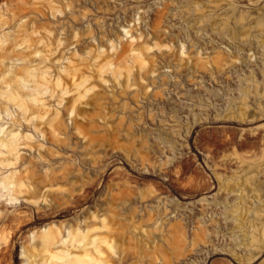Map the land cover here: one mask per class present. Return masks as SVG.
<instances>
[{
  "label": "rangeland",
  "instance_id": "1",
  "mask_svg": "<svg viewBox=\"0 0 264 264\" xmlns=\"http://www.w3.org/2000/svg\"><path fill=\"white\" fill-rule=\"evenodd\" d=\"M75 1L69 11L64 10L66 0H57L55 4L65 13L52 11L55 18L45 15L44 21L83 35L87 20L82 14L87 13L97 35L94 44L102 45V56L114 57L119 75L113 80L107 72L102 75L107 82H101L96 77L101 58L77 54L73 64L77 72L90 76L88 83L95 85L94 95L76 103L81 117L71 122L70 115H63L60 134L58 127L53 133L41 124L45 140L34 136L19 147L21 160L15 167L0 166V177L16 171L26 185L35 181L34 167L25 168L28 163L37 162L39 173L49 169L58 177L44 194L51 201L48 208L40 205L36 210L26 187L17 193L16 203L0 197V264H22L20 245L41 261L47 255L43 249H32L29 232L55 226L67 230L76 222H87L90 211L97 218L88 233L99 241L102 264H264V248L246 250L252 246L248 241L251 217L242 212L237 221V214L224 215L217 203L226 191L218 190L206 165L209 156H230L226 175L242 176L229 184L242 190V210L258 204L255 209H260V216L254 223L260 228L263 171L259 168L258 177L247 176L252 179L245 182L243 165L232 153L258 162L263 150L264 0ZM8 2L0 0L2 18H8L2 11ZM4 28L0 22V32ZM82 38L81 46H92L89 36ZM111 44L115 49L111 50ZM137 53L145 59L142 69L133 57ZM26 59L27 65L40 60ZM15 64L22 68L25 63L0 58V93L4 83L16 84L7 73ZM46 65L52 74L59 66L54 60ZM15 73L16 78L27 77L22 70ZM75 93L71 91L65 100ZM0 99L4 101V95ZM41 100L46 111L56 108L53 98L43 95ZM10 109L15 111L11 119L19 121L17 109L11 105ZM240 109H249L245 117L252 115L257 121L242 124L228 119ZM11 119L3 115V127H10ZM21 123L20 132L32 134L29 124ZM62 172L67 177L60 178ZM204 181L209 188L198 190ZM71 190L72 196L65 197L70 201L62 203L59 192ZM237 195L228 198L237 200ZM78 198L79 202H71ZM157 198L162 201L159 209ZM159 211L166 212L160 219ZM24 215L30 219L19 224L16 216ZM203 216L205 222L198 224ZM32 218L42 221L26 226ZM7 234L8 246L2 240Z\"/></svg>",
  "mask_w": 264,
  "mask_h": 264
},
{
  "label": "bare ground",
  "instance_id": "2",
  "mask_svg": "<svg viewBox=\"0 0 264 264\" xmlns=\"http://www.w3.org/2000/svg\"><path fill=\"white\" fill-rule=\"evenodd\" d=\"M39 2L44 4V7L46 8L45 12H42L38 8V4H40ZM55 2H57V0H9L8 4H6L2 10L8 18H2L4 14L0 15L1 27H5L0 32L1 62L11 61L25 63L22 68H16L17 64L9 66V69L7 70L9 75L8 78L15 81L16 84L12 85L7 82L4 83L5 86L2 87L4 91L3 93H0V97L4 95V101H1L0 99V166L3 168L10 166L15 167L16 164L19 163L18 161L21 160L19 147L21 145H27L26 143L34 136L45 140V133L40 127L41 124L48 126L53 133H55L56 127H58L57 134H60L59 125L65 120L63 115L66 117L70 115L68 120L71 122L77 117H81L82 113H80L76 103L79 102L80 99L87 96L89 97L90 93L94 95L95 85L88 83L90 76H85L83 73L77 72V67L73 65L74 58L77 54L89 56L93 53L92 57L101 58L100 65H98L96 72V77H98L101 82H107L102 76L107 72L113 80L119 75V71L115 68L116 64L113 61L114 57L108 53L102 56V53H104L102 45L98 43L94 44L97 35L94 33V29L89 26L90 20L87 18V13L82 14V18L87 20V30H84L83 35L63 26L62 24L44 21L45 15H47L48 18H55L54 12L59 13L60 15L65 13L62 9H59V6H57ZM71 3H76V1L66 0L63 5L64 10L68 9L70 11ZM93 6L95 10L100 9L96 5ZM74 20L77 19L74 17L73 21ZM97 23L95 22L94 25H97ZM5 29L8 31L4 32ZM124 34L128 35V31L124 30ZM82 36H89L91 40L90 44H92L91 47L81 46V43L83 42ZM70 46H72L73 49L69 52ZM113 49H115V45L111 44V50ZM63 53H68L69 56L64 57ZM27 57L35 59L39 58L40 60L35 64L27 65ZM133 57L139 64V68L142 69L145 66V59L142 57L141 53H137ZM53 60L59 65L54 74L50 73V67L46 65V62L52 63ZM29 62L31 63L32 61H28V63ZM21 70L24 71V74L27 77L24 78L20 76L16 78L17 73L15 72H20ZM128 77L129 73L127 71V79ZM67 79L69 80L68 82L66 81ZM70 87L72 88L70 89ZM21 89H25V92H21ZM73 90L76 93L65 100ZM43 95H47L50 99L53 98V103L56 108L52 109V111H46L43 108L41 100V96ZM10 105L17 109L16 116L20 117L19 121L15 118L13 120L11 119L15 111H11ZM247 111H249V109H243V111L240 109V111H237L236 115H228V119L239 120L242 124L251 123L253 120L257 119V117H253L252 115H247L245 117ZM3 115L10 117L12 122L10 127L5 128L3 127V124H1ZM224 118L226 121L228 120L226 117ZM21 120L23 123L29 124L27 127L29 129L31 128L32 134H23L20 132L19 128L23 127ZM21 140H25V142L23 143ZM260 145L263 147V150L261 151L260 161L258 162H248L247 158L245 159L237 156L235 152L232 153V156L243 165V172L246 177L252 176L253 179L257 178L258 174L261 173L259 168L262 169L264 174V134L261 136ZM29 150H31V148ZM33 150L36 152L38 159L41 160L42 157L39 151L36 148H33ZM228 159H230V156L225 154L220 156H209L206 158V165L211 171V177L217 183L218 190L223 188L226 191V195L217 203L219 204L218 207L224 208V215L227 214V212L237 214L238 216L235 218L237 221H239L238 217H242V212L249 215L251 217V225L249 226L251 234L249 235L248 241L250 243L249 245L252 244V246L247 247L246 250L251 252L253 249H263L264 221L261 222L260 228H258L257 225L255 226L254 223L255 217L260 216L258 214L260 209H255L258 204H251L248 208L242 210L244 203L239 199L242 190L239 189V186L235 189L234 186H231L232 184H229L230 180H237L242 175H237L236 172H232L229 176L226 175L225 166ZM29 165H31L30 167H34L31 175H34L35 181L26 185L23 178L19 176L20 173L10 171L6 175L0 177V197L5 196L9 203H16L20 199L17 196V193H21L23 187H26L27 191L32 196L31 203L32 205H35L36 210H39L40 205H44L48 208L50 207L51 201L47 200L45 193H48V188H52L56 185L58 177L53 172L49 171V169H44V171L39 173V165L37 162L28 163L25 165V168L29 167ZM24 170L27 172L28 169ZM75 170H77L76 172L78 173V169L75 168ZM219 172H222L223 174H219ZM68 174L73 175L72 173ZM64 176L67 177L66 174L62 172L60 178ZM74 176L79 177L80 174H74ZM252 177H247L244 181H250ZM225 179L229 180L225 183ZM233 184L236 185L237 182ZM209 186L210 183L204 181L199 186L198 190L200 188L208 189ZM1 191H3V193ZM72 192L73 190L67 191V193L63 191L59 192V199H63L62 203L70 201V199H65V197L72 196ZM232 193L238 194L237 200H230L228 198V195ZM79 201L78 198L71 202ZM260 202L262 208L263 200H260ZM156 203V207L159 209V205L162 201L157 198ZM165 214V211H159L157 215L160 219V215L163 216ZM212 214L213 213H210L211 216L208 219L210 222L213 220ZM96 218V212L90 211L87 222H76L73 227H69L67 230H62L61 226H55L47 228L43 227L39 231L29 232L28 242L32 246V249H43V252H45L47 256L41 261H36V255L33 251L30 253L31 251L28 252V248L20 245L21 263L102 264V253L99 247H97V242L99 241L95 237L90 238V234L88 233L93 229ZM22 219H24V221H22ZM29 219V215L16 216V220L19 224H22ZM32 219L33 220L28 222L26 226L36 225L42 221L40 218ZM172 219L174 221V219L177 218L173 216ZM156 220H158V218H156ZM168 220H170V218ZM179 221H181V219H179ZM176 222L178 221L176 220ZM204 222L205 220L203 216L198 224H203ZM20 228L21 227L19 226V229ZM9 238L10 234L3 237L2 240L4 245L8 246Z\"/></svg>",
  "mask_w": 264,
  "mask_h": 264
}]
</instances>
